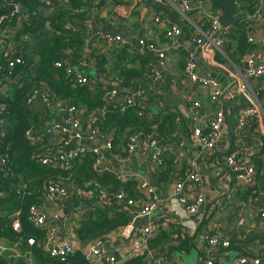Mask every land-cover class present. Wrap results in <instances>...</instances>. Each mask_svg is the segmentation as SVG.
<instances>
[{
    "label": "crops",
    "instance_id": "1",
    "mask_svg": "<svg viewBox=\"0 0 264 264\" xmlns=\"http://www.w3.org/2000/svg\"><path fill=\"white\" fill-rule=\"evenodd\" d=\"M38 1L47 5L48 12L56 5H67V0ZM184 1L98 0L99 4L92 6L87 12L85 22L86 26L87 23L92 26L89 28L92 31L119 34L126 41L125 45L106 46L102 41L91 39L97 50L107 56L106 68L109 77H113L111 71L115 65L136 68L144 65L143 75L135 79L133 87L126 89L128 94L130 89L136 91L138 87L143 88L147 97L135 100L140 110L153 120L161 121L165 115L173 117V130L163 137L166 159L160 168L154 163L153 150L146 148L142 142L134 152L126 154V143L130 134L127 132L118 136L119 139L113 142L112 153L106 157L110 168L119 173L148 180L146 171H149L156 182L154 193L158 198L157 207L148 216H138L132 208L112 199L105 202L94 197L73 195L59 197L49 203L43 195V201L50 212L57 213L50 221L58 226L61 236L65 229L72 228V225L77 226L96 203L109 210L120 208L129 211L132 219L122 230L123 235L120 234V228L116 229L115 237L107 245V250L115 254L118 251L120 254L117 257L123 261L144 252V248L141 251L132 250V241L139 235L143 225L151 223L156 225L155 236L161 232L166 234L168 241L163 244L166 251L170 246H178L180 240L185 242L184 250L178 252L180 256L176 257V253H171L167 264H207L209 259L213 264H233L242 256L251 259L258 257L261 264H264V222L260 216V210L264 209V190L258 191L256 198L251 196L247 193V187L237 186L225 163L228 153L234 152L239 160L246 161L261 152L257 137L264 134V93L255 96L254 91L264 81V76L247 77L245 72L249 59L264 61V16L252 28L253 40L249 43L248 58L245 60L246 54L242 61L234 62L224 51L231 42L228 38L220 52L195 42L197 29L204 30L207 26L203 10L219 15L222 7L208 0H201L202 11H189L184 7ZM250 1L238 0L237 17L248 13L246 5ZM16 5L24 13L21 4ZM156 13H160L159 22L153 20ZM18 22L15 18L14 25L9 24L0 30V41L13 40L15 32L19 31ZM169 24L181 30L174 47H168L165 38V30ZM232 27L230 25L229 30ZM140 39L145 43H152L156 50H165L166 58L162 64L156 51L139 45ZM190 54L195 59L197 75L215 80L224 90L222 106L225 124L221 130L220 141L214 150L208 152H202L193 138V130L195 127H200L203 131L208 129L214 115V105L209 100L208 89L188 78L183 72L185 60ZM141 58L147 61L146 65L141 63ZM153 69L160 74L161 81L154 80ZM242 84H245V90L241 88ZM194 102H198L200 106L195 107ZM251 107H257L259 113L250 121L246 131L234 134L239 113ZM43 120L45 123H59L61 115H48ZM87 145L102 146L103 140L97 138ZM166 163L170 167L167 179L159 174V171L166 169ZM191 170L197 172L201 179L199 192L203 196V202L196 212L183 215L173 210V182L182 179ZM136 181L138 182L137 178ZM92 183H85L83 189L89 187L88 185L94 190L110 189L109 185ZM137 191L140 193L139 204L149 198L145 191ZM183 192L188 201L192 202L195 194L192 185L187 184ZM212 234L219 237V243L214 246L207 243V237ZM75 238L73 244L76 247L85 244L76 235ZM225 238H229L230 244L222 247L220 240ZM5 245L9 243L5 242ZM154 250L158 251L157 248L151 249ZM6 255L7 258L16 259L10 250H6Z\"/></svg>",
    "mask_w": 264,
    "mask_h": 264
},
{
    "label": "trees",
    "instance_id": "2",
    "mask_svg": "<svg viewBox=\"0 0 264 264\" xmlns=\"http://www.w3.org/2000/svg\"><path fill=\"white\" fill-rule=\"evenodd\" d=\"M97 2L98 0H67V5H56L48 12L47 5L38 0H0V15L8 13L17 3L21 4L24 14L26 12L28 15L27 20L21 22V30L15 32L12 40L23 62L8 71L5 61L0 60L3 65L0 70V155L6 159L5 165L0 166V243H19L21 251L28 249L31 253L30 264H89L77 250L66 260L60 261L49 257L36 244L27 245V238L33 237L39 241L45 235L44 229L35 228L29 221L28 209L31 205L42 202L47 186L53 182L69 181L75 187L83 188L85 183L92 181V185H109V192H116L121 185L109 173L95 174L90 154L74 158L70 169L43 165L37 160L38 155L42 154L41 145L31 144L25 137L27 129L44 127V121L36 108H27L24 105L30 86H36L40 91L46 92L54 101L68 100L70 104L82 107L87 121L90 115H95L103 108L102 97L105 91L116 86L119 97H127L129 94L126 89L133 87L135 79L143 75L144 65L142 68L115 65L111 71L113 77L110 78L106 68L107 56L97 50L93 43H90L92 49L86 55L88 65L84 67L83 73L95 80L94 89L90 90L86 85L77 83L75 74L66 71L65 67L73 61L74 66H78V60L87 42L86 37L93 34L85 22L87 12L92 6L98 5ZM246 8L248 13H253L254 3L250 1ZM242 16L239 15L238 22L227 35L231 42L224 49L227 57L234 62L242 61L249 49L246 39L247 21L244 16L242 21ZM14 21L15 18L8 24L14 25ZM57 61L63 64L57 67ZM141 63L146 65L147 61L141 58ZM137 110L140 109L135 100L131 106L107 109L100 115L95 127L105 135H112V143L125 132L141 131L150 134L155 127L158 138L163 143V137L174 127L172 115H165L159 121L140 116ZM165 159L164 157V164ZM250 161L257 171L255 183L246 190L256 198L258 191L264 190V150L253 155ZM169 169L166 163V169L159 171L161 177L167 179ZM123 185L129 197H140L135 179L127 180ZM131 219L129 211L120 208L109 210L96 203L74 228V233L81 243H86L97 236L123 228ZM15 220L19 222L18 229L13 227ZM166 241V234L161 232L149 239L147 245L149 249L164 250L163 244ZM184 243L180 240L178 246H170L167 258L171 253L184 250ZM146 255L144 251L141 255L118 264H148ZM0 264L26 262L21 257L7 258L4 251L0 253Z\"/></svg>",
    "mask_w": 264,
    "mask_h": 264
},
{
    "label": "built area",
    "instance_id": "3",
    "mask_svg": "<svg viewBox=\"0 0 264 264\" xmlns=\"http://www.w3.org/2000/svg\"><path fill=\"white\" fill-rule=\"evenodd\" d=\"M119 1V0H117ZM254 3L255 10L253 13H246L244 19L247 21L246 28V39L248 43L253 40L252 28L256 23H259L264 16V0H251ZM238 4V0H236ZM18 6H14L8 13L0 15V30H3L8 23L12 21L13 18L19 20V30H21V22L27 20V14L20 11ZM184 7L189 11H202L201 0H185ZM237 7V6H236ZM203 15L206 16L207 26L204 30L197 29V37L195 42L198 45H208L214 49V51L220 52L227 39V35L230 32V26L223 27L218 20L217 14L209 13L203 10ZM238 16V12H236ZM153 20L161 21L160 13L153 15ZM243 21V16L241 17ZM181 34L179 27L169 24L165 30V38L168 41V47H174L176 44V39ZM25 36V34H24ZM26 37V36H25ZM95 38L96 41H102L106 46L109 45H125L126 41L119 34L105 33L101 30H94L93 34L86 37V45L81 53V57L78 60V66H72L69 64L65 67L67 72L75 74V81L79 84L86 85L90 90L95 87V80L83 73V69L88 65L86 60V55L92 49L90 43H93L91 39ZM139 45L142 47H147L148 50L156 51L157 56L161 59V64L164 62L165 50H156L152 43H145L144 40L140 39L138 41ZM15 43L11 40L0 41V60L5 61L6 69L8 71L12 70L16 65L21 64L23 59L17 54V50L14 48ZM96 46V45H95ZM63 63L60 61L56 62V66L60 67ZM3 65L0 64V70L3 69ZM184 74L197 82L198 84L206 87L208 89L209 100L214 105V115L209 122L208 129L203 131L200 127H195L193 130V138L199 145L202 152H208L214 150L217 143L221 138V130L225 124V112L223 109V95L224 90L221 86L213 79L200 77L196 73V63L192 54H190L185 60L183 67ZM247 77H262L264 76V61H248V67L245 72ZM153 78L155 81H161L160 74L153 69ZM243 90L246 89L245 84L241 85ZM264 93V81H261L258 85L254 95H260ZM145 97V91L143 88L138 87L133 94L129 96L120 98L117 87H112L111 89L105 91L102 99L104 101L103 108L99 110L95 115H90L89 119L86 121L84 118V109L82 107H77L68 102V100H52L46 92L40 91L36 86H30L29 91L24 99V105L27 108H36V105L41 102L45 105L47 110L45 116H41L42 120L45 117L61 115V120L57 122H48V125L44 122V127L41 129L31 127L25 132L26 139L31 144H39L42 147V154L38 155L37 160L43 165L50 167H59L62 169H70L72 167V160L79 155L90 154L93 162L92 169L97 175L103 173H109L114 176L119 182L120 187L116 192H109V190L92 188H80L75 187L69 181H58L53 182L44 189V195L49 203L57 200L59 197H69L73 195H79L87 198H96L107 202V200L112 199L113 201H118L125 204L127 207L132 208L138 216L149 215L158 205V198L154 193V187L149 183V181L142 177H136L128 173H119L110 168L106 163L107 155L111 154L113 151V137L112 135H105V133L100 132L98 128L95 127L97 120L100 115L104 113L107 109H113L117 107H123L124 105L131 106L133 100L141 99ZM195 107H199L198 102L193 103ZM260 109L261 107L258 106ZM37 110V109H36ZM38 112V111H37ZM39 113V112H38ZM259 113L257 107L245 108L243 109L236 120V128L234 134H240L246 131L247 127L250 125V121L253 117ZM137 114L140 116H148L142 110H137ZM44 121V120H43ZM255 131V129H254ZM257 132V131H256ZM156 133V128H153V132L150 134L143 133L141 131L133 132L128 135L126 143V154L129 155L134 152L139 143L142 142L146 148L153 150L154 163L158 167L164 165L165 157V147L161 140L158 138ZM101 138L103 140V145H87L88 142ZM258 146L261 150H264V134L262 137H257ZM73 142V143H72ZM6 159L0 155V166H4ZM226 167L239 187H249L255 183L256 167L250 160H239L234 152L228 153L225 156ZM138 179L136 188L145 191L149 198L139 204V199H133L129 197L124 190V185L127 180ZM200 177L194 170L188 171L187 174L176 183L173 188L174 202L173 210L175 212L181 213L183 215L194 213L197 211L198 206L203 202V196L199 192ZM192 185L194 189V199L189 202L187 197L184 195V188L186 185ZM111 200V201H112ZM45 201L38 205H31L28 209V219L35 228L44 229L45 235L39 241L35 238H27V245H37L39 246L49 257L57 258L60 261H64L67 257L74 251H80L84 258L89 264H118L123 261L122 258H118L117 253H111L107 250V245L115 237V230L104 235L97 236L85 244L76 247L73 244L75 238L74 228L76 225L71 226L72 228L65 229L63 236L59 235L58 226L53 225L50 221L52 219L49 217L48 213L50 209H47ZM260 216L264 222V209L260 210ZM13 227L15 229L19 228V222L14 221ZM120 228V234L123 235V229ZM156 225L147 223L140 228L139 235L132 241V250L141 251L144 248L146 251V256L148 257V264H167V251L158 250L157 252L151 251L148 248V240L155 236ZM207 243L211 246L219 243V237L216 234H212L207 237ZM230 244L229 238L220 240V245L222 247H227ZM19 243H12L11 246H6L4 242L0 243V253L6 250H10L14 253L16 257H21L26 264L31 263V253L30 251L24 250L20 252ZM261 259L249 258L247 256H242L237 259L233 264H261ZM207 264H213L212 260H208Z\"/></svg>",
    "mask_w": 264,
    "mask_h": 264
},
{
    "label": "water",
    "instance_id": "4",
    "mask_svg": "<svg viewBox=\"0 0 264 264\" xmlns=\"http://www.w3.org/2000/svg\"><path fill=\"white\" fill-rule=\"evenodd\" d=\"M208 1L218 3L222 7V12L219 14L218 20H219V23L223 27L234 25V24H236L238 22V17L236 15V9H237L236 0H208ZM87 26H89V28H92V26L89 25V23H87ZM248 56H249V54L246 55L245 60L248 58ZM71 65L72 66L74 65V61L72 62ZM93 76L96 79L101 81V79L96 74H93ZM133 92H134V90L130 89L129 93L131 95L133 94ZM36 109H37V111L39 112V114L41 116H45L46 115L47 110H46L45 105L43 103L39 102L36 105ZM46 125H48V123H46ZM146 175H147V178H148L150 184L153 187H156V182L154 181V179L151 176L149 171H146ZM173 183L175 184L176 182L174 181ZM56 214L57 213H53V212H49L48 213L49 217L56 216Z\"/></svg>",
    "mask_w": 264,
    "mask_h": 264
},
{
    "label": "rangeland",
    "instance_id": "5",
    "mask_svg": "<svg viewBox=\"0 0 264 264\" xmlns=\"http://www.w3.org/2000/svg\"><path fill=\"white\" fill-rule=\"evenodd\" d=\"M20 252H23V251H20ZM177 255H176V257H179L180 256V254L179 253H176Z\"/></svg>",
    "mask_w": 264,
    "mask_h": 264
}]
</instances>
